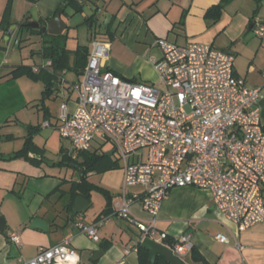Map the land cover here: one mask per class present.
Wrapping results in <instances>:
<instances>
[{
	"label": "crops",
	"instance_id": "obj_1",
	"mask_svg": "<svg viewBox=\"0 0 264 264\" xmlns=\"http://www.w3.org/2000/svg\"><path fill=\"white\" fill-rule=\"evenodd\" d=\"M221 2L0 0V218L4 219L6 225L0 231V264H21L36 256L42 247L59 244L69 236H72V245L78 251L77 264H141L138 249L128 253L125 251L132 243L141 240L142 233L130 221L112 214L124 179L120 164L116 169L88 174V180L103 188L106 194L93 190L90 199L81 195L89 201V205L75 219L73 212L65 209L70 201L72 182L79 181L82 173L75 177L76 174L68 168L64 171V166L78 165L75 159L79 157L67 152L61 145V159L54 161L48 158L50 142L56 143L57 137L61 142L66 139L60 136L57 129L58 116L52 114L47 99L43 101L45 84L27 76L12 78L8 75L22 64L33 66L34 71L37 67L52 70L51 66H46L50 60L43 59L37 53L41 48L38 36L24 31V41H19L20 23L38 22L40 26H47L57 11L62 9L60 13L67 24L63 34L68 36L69 49L74 50L79 45L92 48L96 40L107 42L110 45L108 55L103 60L105 69L124 79L149 84H158L159 81L152 61L162 56L161 49L155 45L159 38L179 45L188 42L209 44L233 53L235 75L245 79L248 86L262 89L259 107L264 124V38L255 33L259 24L264 25V0H229L220 18L212 22L206 17V12ZM75 3L82 7L81 11H75ZM7 9L12 24L6 32L1 27V21ZM76 17L80 18V22H73ZM90 18L91 21L86 22ZM71 30L75 32L71 33ZM71 34L77 40L76 46H69ZM24 44L29 47L30 56L37 57L33 58L32 63L25 60L29 52L24 54ZM68 74H74L75 78L70 80ZM82 75L78 76L72 71L60 73L59 83H54L53 96L66 82L71 81L68 84L71 89L70 84ZM75 99L76 95L66 98L71 109L74 108ZM45 121L52 126L44 127ZM30 126L38 127L31 131L32 149L26 156L9 158L24 147ZM97 150L102 153L100 149ZM138 190L132 187L129 192ZM110 208L109 213H103ZM131 210L137 218L149 219L140 201L134 202ZM106 215L109 219L99 227L98 241L80 232L76 226L79 220L90 224L99 216ZM38 217L48 222L47 231L31 226ZM156 227L159 232L165 231L169 235L167 240L160 242L166 246L173 238L191 235L194 249L210 264H264V222L241 229L215 206L209 189L194 186L171 189L161 205ZM12 233L20 235L21 244L10 240ZM220 233L229 238L228 243L216 239ZM236 242L242 248H238ZM147 250L150 260L151 251ZM178 257L181 260L188 258V261L183 260L186 264H199L193 260L192 252Z\"/></svg>",
	"mask_w": 264,
	"mask_h": 264
},
{
	"label": "built area",
	"instance_id": "obj_2",
	"mask_svg": "<svg viewBox=\"0 0 264 264\" xmlns=\"http://www.w3.org/2000/svg\"><path fill=\"white\" fill-rule=\"evenodd\" d=\"M256 35L264 38V25ZM109 43L93 42L80 79L72 83L74 108L61 105L57 129L77 151L101 152L110 144L124 172L121 195L113 215L133 223L145 238L158 242L169 235L159 232L157 218L163 201L175 187L209 189L215 206L241 229L264 222V124L259 101L261 87L248 86L234 72L235 55L209 44L184 45L159 38L162 51L153 59L156 84L122 78L105 69ZM46 66H51L49 61ZM40 67L36 68L38 71ZM44 127L52 124L46 121ZM139 188L129 192L130 188ZM140 201L149 219L133 215ZM109 216L90 224L77 221L78 230L98 241V229ZM216 239L228 243L225 234ZM10 240L21 244L17 233ZM163 243V242H162ZM238 248H242L236 242ZM177 256L194 249L191 235L173 238L168 245ZM72 236L42 247L21 264H77Z\"/></svg>",
	"mask_w": 264,
	"mask_h": 264
},
{
	"label": "trees",
	"instance_id": "obj_3",
	"mask_svg": "<svg viewBox=\"0 0 264 264\" xmlns=\"http://www.w3.org/2000/svg\"><path fill=\"white\" fill-rule=\"evenodd\" d=\"M228 1L229 0H222V2L218 5L210 7L206 12V17L208 19H211L212 22H216L221 16L225 3ZM75 5L76 12L82 10L81 6H77L76 3ZM60 12H62V9H59L57 11V14H59ZM90 21L91 18L86 20V22ZM11 24L10 12L9 9H7L1 21V27L7 32L10 30ZM42 26H40L39 28H32L24 25L23 23H20L19 41H24V38L22 37L24 31H29L30 35L38 36L41 39V48L39 51H37V53L40 54L43 59L50 60L52 70H48L46 67H42L36 72L34 71L33 66L22 64L12 69L8 73V75H10L12 78L27 76L34 81H43L45 84L43 90V101H45L46 99L53 96L56 86L54 83H59L58 78L60 73L64 71H72L75 72L78 76L84 73L91 46L79 45L76 49L71 50L67 46L68 36L66 34L53 35L48 33V31H43ZM109 37L111 38L112 36L109 35ZM1 77L2 74L0 71V79ZM36 129H38V127H29V136L25 141L24 147L19 151H16L9 158H17L20 156L28 155V152L32 149L31 131ZM107 152L108 151H103L102 153H99L97 149L94 151H78L79 159H75V162L82 169V174L79 181L72 182L69 191L70 201L65 209L73 212L74 201L79 195H83L84 197L90 199L91 192L93 190H97L104 194L107 193L103 188L93 184L88 180V174L91 172L102 173L111 169H116L120 166L119 160L114 159L113 156H109ZM110 211L111 208L105 209L103 213H109ZM100 217L101 216H99V218ZM138 252L140 253L141 264H149V251L142 244H139ZM192 258L199 264H210L195 249L192 250ZM159 263L171 264L165 257L161 255H158L156 258L155 264Z\"/></svg>",
	"mask_w": 264,
	"mask_h": 264
},
{
	"label": "water",
	"instance_id": "obj_4",
	"mask_svg": "<svg viewBox=\"0 0 264 264\" xmlns=\"http://www.w3.org/2000/svg\"><path fill=\"white\" fill-rule=\"evenodd\" d=\"M28 27L32 28H39L40 24L38 22H30L26 24ZM15 26H12L14 28ZM67 28L66 22L63 20L61 13L57 14L54 18L50 19L47 26H43V31H48V33L53 35H61L63 34L64 30ZM107 154L112 156L114 154V150L108 151ZM71 166L75 167L82 173V169L79 165L71 164ZM89 205V201L86 200L84 197L79 195L74 204V211H73V219H75L76 215L85 211L87 206ZM32 227L39 228L42 230L47 231L49 228V224L47 221L43 220L42 218L38 217L35 218L32 223ZM6 225L4 223V219L0 218V231L5 229ZM142 245L151 251V259L150 264H155L157 255H162L165 257L171 264H186L183 260H181L171 248L168 246L155 241L150 238H145L142 241Z\"/></svg>",
	"mask_w": 264,
	"mask_h": 264
},
{
	"label": "rangeland",
	"instance_id": "obj_5",
	"mask_svg": "<svg viewBox=\"0 0 264 264\" xmlns=\"http://www.w3.org/2000/svg\"><path fill=\"white\" fill-rule=\"evenodd\" d=\"M79 19H80L79 17H76L73 20V22H77L75 20H78L79 21ZM73 32H75V31L71 30V33H73ZM77 33H78V31H76L75 34H77ZM70 36H71V38L69 39V42H68L69 43V46H72V45L76 46L77 45V40L73 38L74 37L73 34H71ZM24 48H26L25 51H24V54H25V52H29V54L27 56V59H25L27 63H32L33 58L34 59H37V57L36 58L35 57L32 58L30 56V52L31 51H29V47L26 46V44L23 45V49ZM67 77L70 80L75 78L74 74H68ZM66 83L67 84H65V86L63 85L61 87V89L53 97L47 99V104L51 108V112H52V114L54 116H56V115L58 117L60 116L61 105H62L63 102L66 101L67 96L72 95V97H74L76 95V93L72 91V88L71 89L68 88V84L71 83V81L70 82H66ZM70 85H71L70 87H72V84H70ZM158 85L159 84H156L157 87H158ZM45 122H43V124ZM53 131H55V129ZM55 133H56V137H57V135H58L57 130H56ZM61 145L64 146V149L67 152L72 153L74 155H77L78 154V151L73 148V145H72V143L69 140L66 139V140H63V142H61V140L57 137L56 143H54L53 141H51L50 144H49V146H48L47 156H48V158L50 160L59 161L61 159V154H60V151H61L60 147H61ZM96 145H97V143H94V145H93V147H92L91 150H93V151L96 150L97 149V146ZM111 148L112 147H111L110 144H106L105 145V149H109L110 150ZM113 158L114 159H117L118 158V154L117 153L113 154ZM65 168H68L70 170V172H74L76 174L75 177H79L80 174H81L80 171L78 169H76L75 167H72V166H69V167L64 166V171H65ZM183 260L184 261H188V258H184Z\"/></svg>",
	"mask_w": 264,
	"mask_h": 264
}]
</instances>
